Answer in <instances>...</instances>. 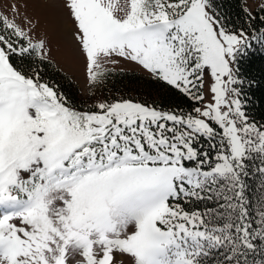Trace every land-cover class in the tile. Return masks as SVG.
<instances>
[{
    "label": "snow or ice",
    "instance_id": "snow-or-ice-1",
    "mask_svg": "<svg viewBox=\"0 0 264 264\" xmlns=\"http://www.w3.org/2000/svg\"><path fill=\"white\" fill-rule=\"evenodd\" d=\"M97 84L128 62L196 105L127 99L80 110L38 71L48 56L16 3L0 12V264H264V123L234 67L259 31H230L211 0H63ZM264 7V5H261ZM254 19V17H253ZM264 20V17L261 18ZM27 54V55H26ZM206 142L209 150L200 147ZM212 206L186 208L199 202Z\"/></svg>",
    "mask_w": 264,
    "mask_h": 264
},
{
    "label": "trees",
    "instance_id": "trees-1",
    "mask_svg": "<svg viewBox=\"0 0 264 264\" xmlns=\"http://www.w3.org/2000/svg\"><path fill=\"white\" fill-rule=\"evenodd\" d=\"M211 3L221 23L230 31H238L241 28L249 32L253 29L259 31L264 25V20L261 19L264 17V7L260 6L249 13L246 10L245 0H211ZM13 62L17 67H23L26 72L38 71L44 80L56 85L69 103L80 110H94L93 106L100 101L119 99L132 100L163 111L188 112L191 108L199 106L176 90L158 84L148 75L134 71L105 72L103 80L96 84L103 97L94 104H88L80 96L75 83L50 60H40L33 56L20 64L14 57ZM234 67L244 81L241 99L244 101L247 115L258 124L264 123V48L253 42L248 54L241 57ZM199 146L206 151L209 150L206 142H202ZM248 163L249 175L242 179L246 185L245 196L251 202L249 207L254 213L258 207L257 200L264 188V176L255 171V168L260 166L258 160ZM210 206L211 203L207 201L185 205L192 210L198 207L201 211Z\"/></svg>",
    "mask_w": 264,
    "mask_h": 264
},
{
    "label": "rangeland",
    "instance_id": "rangeland-1",
    "mask_svg": "<svg viewBox=\"0 0 264 264\" xmlns=\"http://www.w3.org/2000/svg\"><path fill=\"white\" fill-rule=\"evenodd\" d=\"M13 2L20 7L17 23L22 22L24 17L31 21L28 27L33 29L30 33L33 40L45 42V51L48 52L46 59L75 83L84 102L94 104L103 97L99 86L90 84L87 80L86 61L73 38V26L63 7V0H0V12L10 15L7 5ZM261 5H264V0H245L249 13ZM104 69L105 72L134 71L147 75L128 62L105 64Z\"/></svg>",
    "mask_w": 264,
    "mask_h": 264
},
{
    "label": "bare ground",
    "instance_id": "bare-ground-1",
    "mask_svg": "<svg viewBox=\"0 0 264 264\" xmlns=\"http://www.w3.org/2000/svg\"><path fill=\"white\" fill-rule=\"evenodd\" d=\"M52 3V2H51Z\"/></svg>",
    "mask_w": 264,
    "mask_h": 264
}]
</instances>
